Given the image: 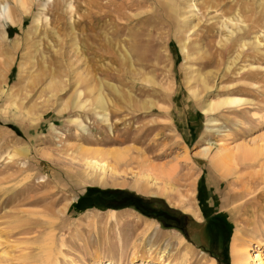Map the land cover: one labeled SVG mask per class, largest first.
Returning a JSON list of instances; mask_svg holds the SVG:
<instances>
[{"label":"rangeland","instance_id":"rangeland-1","mask_svg":"<svg viewBox=\"0 0 264 264\" xmlns=\"http://www.w3.org/2000/svg\"><path fill=\"white\" fill-rule=\"evenodd\" d=\"M235 230L264 264V0H0V264H232Z\"/></svg>","mask_w":264,"mask_h":264},{"label":"bare ground","instance_id":"bare-ground-1","mask_svg":"<svg viewBox=\"0 0 264 264\" xmlns=\"http://www.w3.org/2000/svg\"><path fill=\"white\" fill-rule=\"evenodd\" d=\"M6 9L7 8H5V10ZM5 10H4V12H5ZM202 154H204L205 156H209L211 154L210 148L205 147L204 149H202ZM249 156H250L249 154H247L246 152H243L241 154V156H238V157H240L239 158L240 160H239L237 157H235V153H228L226 155H221V151H217V152L210 155V158H213L212 160H210V164H211V167H213L214 172H216V174H218L219 176H222L224 178L227 177L226 180H228V177H233V178H235L234 180H238L239 183L241 182V184L244 185L243 179H240L239 176H235V174H236V172H235L236 168L235 167L238 166V163H243L245 161H246L245 164H253L254 161L255 162L257 160L259 161V158H257V156H255L256 159H254V160L251 159ZM238 160H239V162H238ZM230 162H232L233 165H231ZM87 164L92 168V169H89V171H87V173H86L88 176L93 177L90 181L91 182H97L100 184L105 183L106 177H104V174H97L96 169H99V171H104L106 169V167H105L106 164L105 163H99V161H96L93 159H88ZM252 177L253 176H251L250 178H252ZM144 185H145L144 189H147L146 188L147 187L146 182L144 183ZM190 202L192 203V201H190ZM114 213H115V211L111 210L109 217L113 218ZM149 228H150V226H148V229ZM147 230H146V232H147ZM237 236H238V231L235 230V232L233 233V236H232L231 247H230L232 264H247L249 258H251L250 250L247 248L248 247L247 245L241 244V242L239 241ZM180 241H185V239L181 236ZM178 254H179V257L177 258L178 264H190L193 261L194 262L200 261L201 264H214L213 258H209V260H201V259L192 260V253L190 251H188L187 249H185V250L179 249ZM163 264H168V263H164V261H163ZM259 264H262V261Z\"/></svg>","mask_w":264,"mask_h":264}]
</instances>
